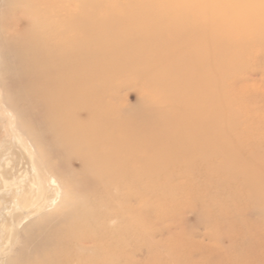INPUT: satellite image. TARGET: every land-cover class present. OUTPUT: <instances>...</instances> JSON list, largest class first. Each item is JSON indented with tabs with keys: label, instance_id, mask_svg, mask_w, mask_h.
Wrapping results in <instances>:
<instances>
[{
	"label": "bare ground",
	"instance_id": "1",
	"mask_svg": "<svg viewBox=\"0 0 264 264\" xmlns=\"http://www.w3.org/2000/svg\"><path fill=\"white\" fill-rule=\"evenodd\" d=\"M121 2L139 7L111 8ZM143 33L166 46L155 50ZM251 33L264 40V0H0V69L7 73L0 106L23 151L5 162L3 180L15 185V205L0 230L16 245L8 256L12 247H5L1 264L21 258L24 264H264V220L248 217L264 215L254 205L256 193L246 197L252 204L244 210L214 204L227 218L237 215L242 227L234 231L235 222L224 220L204 225L224 228L230 250L209 251L205 235L181 226L191 205L166 212L145 205L147 186L153 195L161 187L160 174L180 176L174 168L193 161L199 169L184 176L209 181L194 195L201 203L213 192L235 197L243 186L252 194L264 181L256 162L264 164V146L231 129L221 95L218 104L207 97L250 49L241 40ZM120 62L160 67L147 79L142 73V80L155 81L151 90L161 67H170L160 84L184 102L169 130L160 131V101L146 98L144 84L136 108L116 105L112 79L120 71L111 67ZM104 73L109 83L98 81ZM21 165L33 173L29 179ZM56 174L76 175L70 193Z\"/></svg>",
	"mask_w": 264,
	"mask_h": 264
},
{
	"label": "rangeland",
	"instance_id": "2",
	"mask_svg": "<svg viewBox=\"0 0 264 264\" xmlns=\"http://www.w3.org/2000/svg\"><path fill=\"white\" fill-rule=\"evenodd\" d=\"M125 3L126 5H124ZM125 3L121 2L119 6L117 5L111 8L117 7L121 9L122 8L134 9L139 7L133 4L128 5L129 2H125ZM18 16H20V19H23L21 15ZM246 35L247 36H245V34L243 35V40H241V42L243 45H248L249 43L250 44L252 43L250 49L249 50L247 49L248 51L246 50L244 53H242V55L239 58H237L238 64L234 67H231V69L227 71V73L229 72V78L226 80L224 79L225 85L220 86L221 88L218 89V93L215 94L210 93L208 94L207 97L210 101L211 99H213V104H218L217 101L219 99H217V97L221 95L223 99L222 100L223 104L224 102L226 103L222 108H224L230 114L231 116L230 118L232 119L231 129L233 131L240 130L241 132L249 133L251 137L250 141L252 143L254 141L257 145L264 146V40L263 39L261 40L262 36L260 37V35H257L255 33L246 34ZM250 35L251 37H249ZM141 36L146 37V39L148 40V34L143 33ZM246 38H248V40ZM149 43L150 45H152L151 47L156 48L155 50L166 46L164 45V43H161L160 41H149ZM254 43L256 44L253 46ZM166 44L171 45L172 43L168 42ZM254 50H257V52ZM233 57H235V55H233ZM0 59H1L0 61H2L4 60V57L0 56ZM117 65H120V67H111L112 70L120 71L112 79L113 84H115V86L117 87L113 89L114 92L117 91L115 92L117 97L116 99H118L116 105L117 106L121 105L122 107L131 105L132 107L136 108L137 106L136 103L137 100L139 99L137 97H139L143 93L142 90L144 88V85H146L147 86L145 87L146 98L152 96L160 101L161 109L159 110H161L160 115L162 119L161 121L162 126L160 131L163 132L169 130L170 128L168 126H172L170 123L177 121L178 116L182 115L176 111L177 110L176 108L179 104L181 105L184 102L183 99L180 100L176 99L173 96V94L169 92L167 87H164L163 85L160 84L161 81L159 78L163 76L162 70L170 67H161L162 68L161 73H158L159 74L158 83H156L154 90H151L152 88L151 86L153 82L155 83V81L153 80V82L149 81L147 83L146 80H142V73L145 75L146 78L147 76L148 77L151 76V74H153L154 71H156V69L160 67H123L126 64L122 65L121 62ZM143 68H146L147 71L141 72L140 69ZM121 72L123 74L120 76L119 74ZM136 74L139 75L136 76ZM5 76H7V73L2 72L0 69V81L4 80ZM161 79L163 81L162 83H165V78L161 77ZM98 81L101 83L103 81L108 83L110 82V80L107 79V75L105 73L100 75ZM250 84H254V85L251 86ZM226 91L228 92L227 94ZM207 97L205 98L206 101H207ZM197 101L199 104V102L200 103L204 102V99H199ZM137 110L138 109H134L133 111L137 113L138 112ZM7 115L8 114L5 113L4 109L0 106V222L1 219H3L4 213H7L8 210L10 208H13L12 206L15 205V203H13L12 201V197L10 196V189L12 192V189L15 185H12L13 183L10 181L6 183L3 180L4 172L6 170L5 162H7L6 160L7 158L11 159L10 162L17 159V156H15L14 153H17L18 155L19 152H23L20 143L17 142V139L15 137L12 120ZM133 115L137 116L136 114ZM134 121H136V119H134ZM215 131L212 130L210 131V133ZM17 136H19V133H17ZM261 149L262 150L258 148V150H260V154L263 156L262 158H264V148L261 147ZM240 159H242V161L245 162L250 161V159H248L246 156H242V158ZM216 161L218 160L216 159ZM256 162L258 168L262 169V165L264 167V164H261L263 163L262 159ZM190 163L191 164L189 167L177 166L174 168L175 170L179 171L180 174H182L180 176L178 175L169 176L167 175L168 172L160 174L159 183H161V187H159V191L157 194L154 195L151 194L149 189L150 187L147 186L146 188L147 193L145 194L146 197L145 205H147L149 208L151 205L152 207H154V205L158 206L160 210L165 212L167 210H171V208L174 209L177 208L178 210V206H180V210H181L191 205V207H194V210H192V212L191 211L184 212L185 221L181 226L187 229L193 227L194 230H197V233L205 235L206 243L209 244V251L210 249L217 247L223 249L227 248L228 250H230L233 244L230 245L231 240L230 238H228L226 234H224L226 232L224 228L222 229V227L217 224H213L211 226L208 225L207 227L204 225L207 224L208 222H213L215 220H219V221L224 220L228 223V225H231L233 222H235L232 224L234 231L236 227L237 228L242 227L241 226L242 224L238 222L239 220L237 215L236 217L234 216L227 218L223 216V214H219V211L217 212L215 205H217V208L220 209H223L224 207L229 209L231 207L236 206L238 207V209L242 207L244 210V208H246L247 206H251L252 204V202L247 201L246 197L249 196V194L252 196L256 193L254 195L256 196V198L254 199V205L256 206V208L264 207V181H261L260 183H256L252 187L253 188L251 189L252 194L250 193L251 191H245L246 189H248V187L243 186L242 188L243 191H240L241 194L237 193L235 197H233L232 194L231 195L223 194L221 191L217 193L213 192L212 197L205 198L204 202L201 203L199 200H194V195L198 193H204L208 188H210L208 186L209 181H207V179L204 178H200V180H202L203 182L195 181L197 177L184 176L185 175L184 173L187 174L190 171L199 169V163L197 161H193ZM77 164L78 162L75 161V164H73L72 166L76 170H79V166ZM26 166L27 165H21V167L19 168L26 169L27 179H29L33 173L29 172V169ZM169 168L171 169V167ZM203 170H206L208 172L209 168L205 167ZM257 171L262 172L264 170L262 169ZM225 174L226 173H223V176H225ZM75 176L76 175L72 176L67 174H62V175L56 174L57 179L61 180L62 182L63 181L65 182V191H64L65 193L66 192L70 193L71 191L70 185L73 184L72 178ZM223 176L220 175V177ZM189 177H191V180ZM169 201L170 202L172 201V203L168 204ZM201 205H204L205 208L203 209ZM248 217L250 221H252L249 223H253L255 220L257 221L264 220V215L250 214V216ZM6 237L7 236L5 235V233L4 234L1 233L0 230V264L3 261V258L6 257L4 255L2 256L5 247L8 246L12 247V248L9 247L10 250H7L6 252V255L8 256L12 254L11 249H13L14 245H16V242L11 244L12 246L10 245V242L7 244ZM15 238L16 240H18L17 236ZM246 240L237 241L236 242L237 246L245 247L248 243L246 242ZM17 264H24V260H22L21 258V261H19ZM129 264H135V263L131 262Z\"/></svg>",
	"mask_w": 264,
	"mask_h": 264
}]
</instances>
